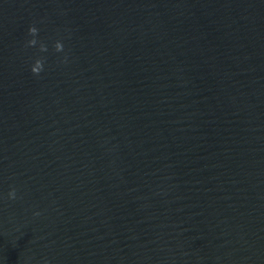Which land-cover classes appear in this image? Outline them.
<instances>
[{
	"label": "water",
	"instance_id": "water-1",
	"mask_svg": "<svg viewBox=\"0 0 264 264\" xmlns=\"http://www.w3.org/2000/svg\"><path fill=\"white\" fill-rule=\"evenodd\" d=\"M0 264H264V0H0Z\"/></svg>",
	"mask_w": 264,
	"mask_h": 264
},
{
	"label": "clouds",
	"instance_id": "clouds-1",
	"mask_svg": "<svg viewBox=\"0 0 264 264\" xmlns=\"http://www.w3.org/2000/svg\"><path fill=\"white\" fill-rule=\"evenodd\" d=\"M38 34V29L35 26H30L28 28V35L30 37H32V39H29L26 43V47H34L37 45L38 41L35 38ZM54 51L57 53H60L63 51V44L60 41H57L54 43L53 45ZM48 49L46 47L45 44L40 43L39 45V51L40 52H46ZM44 69V59L40 58V59H36L32 65V67L30 68V71L33 75L38 76ZM8 199L9 200H14L16 199V189L12 188L9 192H8ZM35 215H39V213H35Z\"/></svg>",
	"mask_w": 264,
	"mask_h": 264
}]
</instances>
